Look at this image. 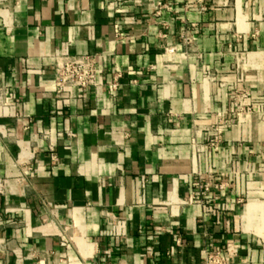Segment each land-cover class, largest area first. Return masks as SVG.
Here are the masks:
<instances>
[{
  "label": "crops",
  "instance_id": "crops-1",
  "mask_svg": "<svg viewBox=\"0 0 264 264\" xmlns=\"http://www.w3.org/2000/svg\"><path fill=\"white\" fill-rule=\"evenodd\" d=\"M237 67L260 113L206 147ZM263 152L264 0H0V264H264Z\"/></svg>",
  "mask_w": 264,
  "mask_h": 264
},
{
  "label": "built area",
  "instance_id": "built-area-1",
  "mask_svg": "<svg viewBox=\"0 0 264 264\" xmlns=\"http://www.w3.org/2000/svg\"><path fill=\"white\" fill-rule=\"evenodd\" d=\"M181 38L186 44H192L193 36L189 30L181 33ZM100 54H64L56 57V81L55 86L58 93L64 92L67 88H88L99 84V76L102 70ZM119 82L117 76L109 85V93H114L118 88ZM250 107L246 104H241L239 107V116L244 109ZM233 119H227L224 114H217L213 121L207 126V142L206 147L218 148L223 143V132L225 123L232 124ZM194 190L192 199L204 201L211 188L210 182H202L195 180L193 182ZM207 261L209 264H222L220 251H207Z\"/></svg>",
  "mask_w": 264,
  "mask_h": 264
},
{
  "label": "rangeland",
  "instance_id": "rangeland-1",
  "mask_svg": "<svg viewBox=\"0 0 264 264\" xmlns=\"http://www.w3.org/2000/svg\"><path fill=\"white\" fill-rule=\"evenodd\" d=\"M238 68L239 67H237V70ZM238 73L239 75L236 78V87L234 89V94L232 98L234 108L232 111L231 110L228 111L227 112L228 114H224L228 120L233 119V121L232 124H230L229 122L225 123L224 131L227 125H234V124H238L239 121L243 122L247 119H252L255 117L256 114L260 113V111H258L255 108V106L250 102L251 90L247 85V75L245 70L240 69L238 70ZM241 104L248 105L250 109L248 110L247 108H245L244 109L245 111H242L239 116V107L241 106ZM223 140H224V132H223ZM223 143L221 144V146L223 145Z\"/></svg>",
  "mask_w": 264,
  "mask_h": 264
}]
</instances>
